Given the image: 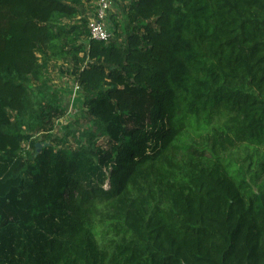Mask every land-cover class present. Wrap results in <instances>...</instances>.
Here are the masks:
<instances>
[{
	"label": "trees",
	"instance_id": "obj_1",
	"mask_svg": "<svg viewBox=\"0 0 264 264\" xmlns=\"http://www.w3.org/2000/svg\"><path fill=\"white\" fill-rule=\"evenodd\" d=\"M114 2L106 43L93 0H0V264H264V0ZM53 63L91 121L77 149L52 139Z\"/></svg>",
	"mask_w": 264,
	"mask_h": 264
},
{
	"label": "rangeland",
	"instance_id": "obj_2",
	"mask_svg": "<svg viewBox=\"0 0 264 264\" xmlns=\"http://www.w3.org/2000/svg\"><path fill=\"white\" fill-rule=\"evenodd\" d=\"M86 14L87 17L93 18L92 10H89V8ZM114 21H116L119 25L124 26V15L121 12L118 4L115 2L113 10L110 12L108 22L109 29L112 33ZM68 69L69 65L67 64L53 63L49 67L47 73V80L50 82V85L59 92L63 98L62 105L67 109L65 117L55 123V129L52 131L51 135L52 139H55L56 137L60 139H66L69 146L77 149L79 146L87 144L85 132L92 126L88 116L84 115V97L80 89L77 88L75 79L68 73ZM67 133H69V135ZM191 136L194 140L199 142L200 145H206L210 149L221 150L222 153L230 155L237 161L238 164H243L245 167H247L251 163V159L245 157L244 150H237L231 146V144L217 142L212 138L210 131L201 132L198 134L192 133ZM42 139L43 133H40L32 138V140L37 142L36 145L39 148L42 147ZM259 151L262 156H264V147L259 148ZM256 159L257 158H255L254 164H252V171L258 169ZM108 171V169H102L93 176L87 174L82 183L84 185H98L103 183L104 186L107 187L108 181L106 179L108 176Z\"/></svg>",
	"mask_w": 264,
	"mask_h": 264
},
{
	"label": "built area",
	"instance_id": "obj_3",
	"mask_svg": "<svg viewBox=\"0 0 264 264\" xmlns=\"http://www.w3.org/2000/svg\"><path fill=\"white\" fill-rule=\"evenodd\" d=\"M95 5V14L89 19L88 29L91 38L99 42H109L113 37L110 31L108 22L110 12L114 7V0H93ZM77 88L79 89L78 85Z\"/></svg>",
	"mask_w": 264,
	"mask_h": 264
}]
</instances>
